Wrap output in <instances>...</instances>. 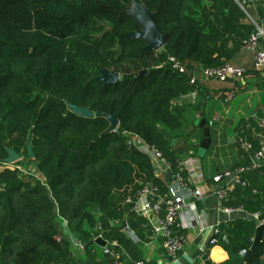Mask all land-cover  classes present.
<instances>
[{"label": "trees", "instance_id": "trees-1", "mask_svg": "<svg viewBox=\"0 0 264 264\" xmlns=\"http://www.w3.org/2000/svg\"><path fill=\"white\" fill-rule=\"evenodd\" d=\"M141 1L168 35L159 50L147 49L144 39L123 37L141 30L128 13L130 0H0V264H71V239L56 238L61 218L70 221L85 249L97 244L99 234L128 243L112 220L127 215L130 224L147 228L132 204L124 203L130 189L142 180L164 185L150 156L129 145L128 137H141L176 165L189 150L197 154L203 130L194 123L204 110L214 139L216 121L208 116L214 96L190 77L201 67L234 64L260 23L251 22L237 0ZM171 57L186 71L175 69ZM99 67L120 73L121 80L94 79ZM192 94L195 102H176ZM70 103L116 114L119 128L108 131L107 117L78 115ZM244 121L237 131L258 148ZM190 126L194 130L186 137ZM30 137L34 158L27 150ZM181 141L187 150L174 148ZM7 147L23 155L15 169L1 168ZM24 162L44 178L24 173ZM245 179L249 186L239 184L228 203L261 212L264 219V174L250 172ZM257 227L256 220L244 218L220 225L206 252L221 245L228 258L212 264H264V232L248 254ZM139 259L144 258L134 260Z\"/></svg>", "mask_w": 264, "mask_h": 264}, {"label": "built area", "instance_id": "built-area-1", "mask_svg": "<svg viewBox=\"0 0 264 264\" xmlns=\"http://www.w3.org/2000/svg\"><path fill=\"white\" fill-rule=\"evenodd\" d=\"M242 8L246 9L249 0H237ZM264 38V11L260 24H257V30L254 31L248 38L244 39V48L253 53L254 69L264 78V48L260 47V41ZM173 67L180 72H185L186 68L176 62L173 57L170 58ZM247 68L241 65L225 63L216 67H201L190 77L191 83L197 82L200 78L218 79L221 81L235 80L237 85L225 94L226 100H232L234 96L243 88L242 81L247 75ZM225 114L216 112L213 115V120L221 122L225 119ZM261 131L264 132V118L260 122ZM128 143L131 146L137 147L139 150L148 154L154 165L156 176L164 181V185L157 184L154 180H142L139 182V187L130 189L128 196L125 198V204H132L131 211L139 217L145 219V226L152 231L155 236L163 237L168 260L175 262L181 258L180 252L187 241V235L179 232V230H188L193 228V223L198 220L202 221L201 232L208 228L212 231V236L220 232L219 224L209 226L202 219V215L198 212L197 201L202 199L207 193L213 192L217 198V209L221 213L231 215L236 212H247L243 205H230L228 200L231 193L240 184L243 187L249 186V182L245 179V175L250 172H260L264 174V134L261 133L259 139V147L255 149L252 141L242 139L240 147L242 150L250 153V162L247 164L237 165L227 169L222 173H218L209 181L201 163V158L195 154L194 150H189L186 155L176 161L174 165L164 156L163 152L154 145L145 142L141 137L132 135L128 137ZM17 166L4 163L1 168L15 169ZM26 174H34V176L43 179L44 177L33 170L27 171L22 169ZM175 168V169H174ZM224 181V185L220 183ZM166 190L164 191L162 187ZM257 193L255 189L253 191ZM184 209H186L185 212ZM188 212V220L184 222V214ZM250 219L256 220L257 225L264 224V219L261 218V212L250 213ZM61 231L68 235L71 242L76 247L82 249L84 245L77 239L70 227V221L66 218H61ZM115 220L111 221L114 225ZM101 228V226H99ZM126 233L135 241L140 242V237L128 226L125 227ZM103 237L102 234L95 236L97 240ZM57 240H61L62 236L57 235ZM217 238L211 240V243H216ZM105 254L110 255L112 259L108 264H127L108 244L103 247ZM246 249L241 251V255L245 256ZM132 264H148L145 259L134 260Z\"/></svg>", "mask_w": 264, "mask_h": 264}, {"label": "crops", "instance_id": "crops-1", "mask_svg": "<svg viewBox=\"0 0 264 264\" xmlns=\"http://www.w3.org/2000/svg\"><path fill=\"white\" fill-rule=\"evenodd\" d=\"M247 11L251 22L260 23L264 11V0H249ZM260 47L264 48V38L260 41ZM232 62L236 65L244 66L248 70L247 75L242 81L243 88L232 100H226L225 94L230 92L231 89L237 85V82L208 78L199 79V82L214 96L209 105V110L211 109L210 111H212V113L210 115L208 114V116L211 117L216 112H222L226 116L224 120L216 122L214 126V131L216 132L214 134V154L219 155L222 153L220 158L225 162L226 167L220 168L218 165L216 172L209 175L206 174L207 178L211 179L218 173H222L234 167L237 163H240L242 159L246 160L250 158V153L242 150L240 147L242 139L245 138L251 141L250 138L241 136L237 131V125L240 123V120H245L244 124L246 125L251 139L259 143L261 133L264 134L260 127V122L264 118V78L254 69L253 53L242 50L233 58ZM190 97L192 98L191 102H195V94L183 96L177 99L176 102L183 104V101ZM212 108L214 110H212ZM241 131H243V129ZM244 131L247 132L246 130ZM262 163H264V161H262ZM197 206L198 212L202 215V219L209 226L234 223L238 218L250 219L248 211L236 212L231 215L219 212L217 209V198L213 192L207 193L202 199L198 200ZM185 211L186 209H184L183 212ZM186 214H188V212L184 214L183 221L185 222L187 220V223H189L188 215ZM126 218L127 215L123 220H115L114 226H117L119 231L126 234L125 236L128 243L126 242L125 244V242H120L119 238L116 236H109L108 238L103 237L107 240L108 246H110L124 262L131 264V260L139 256L140 258L143 257L146 259L149 264H175V262L168 260L162 236H155L151 230L142 228L140 224L138 225L134 221L130 224V220ZM124 223L135 231L140 237V242L133 241L126 233L125 228L121 229ZM202 224V221L198 222L197 220L192 224V229L186 230L187 241L183 247V251L193 259V263L189 264H205L202 260V256L204 253H207L206 249L212 237V231L208 228L204 230V232H201L200 228H202ZM87 229L89 228L87 227ZM59 235L64 236V238L69 237L63 234L61 228ZM133 246L136 248H133ZM72 254L73 258L71 264H108L110 262V256L105 254L103 246L98 243L91 249H80L74 245L72 247ZM208 256L212 263H219L228 258V253L221 245H213L209 250Z\"/></svg>", "mask_w": 264, "mask_h": 264}, {"label": "water", "instance_id": "water-1", "mask_svg": "<svg viewBox=\"0 0 264 264\" xmlns=\"http://www.w3.org/2000/svg\"><path fill=\"white\" fill-rule=\"evenodd\" d=\"M131 1V7L128 9V13L134 17L141 25V30L139 31H134L131 32L123 37L126 38H141L144 39L148 46L147 49H154V50H159L161 49L165 44L168 35L163 34L161 30L159 29L157 22L155 20V14L151 12L141 0H130ZM99 75L95 76L94 79L99 80L104 82L105 84L109 83H117L121 80V74L118 72H114L108 69H104L99 67ZM147 73V70H143L139 73L138 77L143 76L144 74ZM69 108L75 112L78 115L84 116V117H96L103 115L108 118L110 121V127L108 131H115L116 129L119 128L120 121L117 118L116 114H112L110 112H102V111H97L94 112L93 110L85 107V106H79L70 103ZM194 126H197L203 130V138L200 143L199 149L197 151V156L200 158L204 156V154H207L208 151L211 149L214 139L212 137V132H211V125L208 124L207 119L205 117V112L204 110H201L199 113V117L194 123ZM194 126H190L188 130L185 133V136L188 137L191 132L194 130ZM163 136L168 137V133L166 130L161 131ZM169 141L171 144H175L176 138L168 137ZM175 149L178 150H187V144L185 141H181L176 146L174 147ZM27 150L29 152V155L31 158H34L35 153L33 150V145L31 141V137L27 141ZM7 153L8 156L5 158V162L8 164H13L23 158V155L19 152H17L14 148L7 147ZM224 181L220 183V185H224ZM126 227V223H124V226L121 229H124ZM263 232H264V224L259 225L257 227L256 231V236L254 238V244L249 250L248 254L252 251V249L262 241L263 238ZM97 243L101 246H106L107 245V240H105L103 237H99L97 239ZM247 254V255H248ZM180 255L182 256L179 260L175 261V264H189L193 263V259L186 254L184 251L180 252ZM202 260L204 261L205 264H212V261L209 259V256L207 253H204L202 256Z\"/></svg>", "mask_w": 264, "mask_h": 264}, {"label": "rangeland", "instance_id": "rangeland-1", "mask_svg": "<svg viewBox=\"0 0 264 264\" xmlns=\"http://www.w3.org/2000/svg\"><path fill=\"white\" fill-rule=\"evenodd\" d=\"M191 99H192L191 97L190 98H187L186 100L183 101L184 102L183 104H185V102L186 103L191 102L192 101ZM214 147H215V142H213V146L208 151V153L207 154H204V156L201 157V163H202V166L204 168V171H205V173L207 175L216 172V169H217V166L218 165L220 166V168L226 167L225 162H223L221 160V158H220L222 153L219 154V155L214 154ZM220 161H222V162H220ZM20 167L22 169H26V170L31 168V170H32L34 168V164L31 165V164H28L27 162H24ZM33 171L36 172L35 169Z\"/></svg>", "mask_w": 264, "mask_h": 264}]
</instances>
